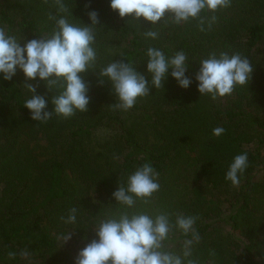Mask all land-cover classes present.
Returning a JSON list of instances; mask_svg holds the SVG:
<instances>
[{"label":"trees","instance_id":"16d2710c","mask_svg":"<svg viewBox=\"0 0 264 264\" xmlns=\"http://www.w3.org/2000/svg\"><path fill=\"white\" fill-rule=\"evenodd\" d=\"M0 0V28L21 43L51 34L55 20L94 27L97 59L82 75L88 85V111L69 118L53 114L47 122L31 119L24 102L36 94L48 101L62 89L48 91L19 70L0 78V264H75L77 253L95 238V225L122 213L194 216L199 243L191 258L197 264H264V0H231L228 8L205 10V30L198 20L179 25L166 17L157 25L142 18H120L109 0ZM72 13V16H71ZM216 20L208 27L209 19ZM158 33L156 39L145 32ZM173 56L183 51L192 79L180 88L170 75L160 89L138 98L129 110L101 70L113 61L131 62L146 79V50ZM239 53L253 72L248 83L230 95H200L195 74L210 54ZM221 127L220 136L213 129ZM247 153L248 167L238 186L225 179L236 155ZM146 162L158 173L160 189L132 208L116 204L112 193ZM77 209L74 224L66 223ZM68 232L71 239L63 243ZM175 228L164 242L181 254L186 240ZM14 253V256H9Z\"/></svg>","mask_w":264,"mask_h":264},{"label":"clouds","instance_id":"9594fccd","mask_svg":"<svg viewBox=\"0 0 264 264\" xmlns=\"http://www.w3.org/2000/svg\"><path fill=\"white\" fill-rule=\"evenodd\" d=\"M55 3L59 12L68 13L64 0H55ZM230 4L231 0H109L110 8L120 18H142L152 26L166 17H171L177 25L198 20L201 31L205 30V17L201 15L205 10L214 13ZM87 15L91 23L82 25L72 23L67 15L50 17L56 25L50 35L23 43L0 28V78L10 81L19 70L26 80L43 81L49 92L56 86L62 89L58 95L52 96L53 107L48 111L45 97L36 94V87L27 86L32 95L24 102V107L29 110L32 120L47 122L53 114L69 118L76 112L88 111V85L81 74L89 72L96 62L94 27L99 25V20L95 10ZM215 20V16L209 19V28ZM144 35L156 39L158 33L149 30ZM146 56L150 80L131 62L123 60L113 61L101 70L99 76L102 79L99 81L101 84L107 81L110 85L119 101L116 107L125 111L131 109L138 98L149 95L150 88H162L169 75L180 88L187 89L192 84V79L186 75L190 63L183 51L167 56L161 49L149 47ZM252 72L249 60L239 53H212L199 63L195 74L197 90L200 95L215 100L230 95L237 85L247 84ZM223 132L221 127L213 129L215 136ZM247 167V153L236 155L225 179L238 186ZM159 189L158 173L150 162H146L136 168L112 196L116 204L132 208L137 201L148 202ZM76 212L75 208L70 210L66 223L76 222ZM195 223L196 217L185 215H176L173 223L167 213H122L101 220L95 225V238L78 251L75 264H197L191 258L193 244L200 240ZM174 228L191 236L185 241L181 254L164 247ZM62 239L66 243L71 239L70 233ZM14 255L9 253L10 257Z\"/></svg>","mask_w":264,"mask_h":264}]
</instances>
